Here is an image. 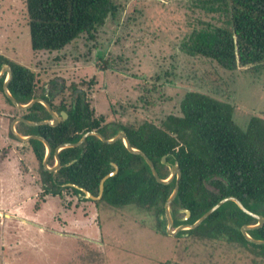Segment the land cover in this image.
Masks as SVG:
<instances>
[{"label": "rangeland", "instance_id": "374dc122", "mask_svg": "<svg viewBox=\"0 0 264 264\" xmlns=\"http://www.w3.org/2000/svg\"><path fill=\"white\" fill-rule=\"evenodd\" d=\"M113 1L117 11L94 37L83 34L62 50L34 52L23 0H0V52L34 69L38 87L46 93L60 90L56 103L72 100L75 89L86 93L108 130L146 119L160 123L168 113L178 111L189 90L230 103L233 120L242 129L252 117L264 120V63L229 71L212 59L189 56L180 48L181 39L200 20L225 23L217 7L211 9L201 0ZM4 96L0 91V208L3 201L16 203L24 196L20 189L6 190L17 182L18 174L12 171L15 164L3 162L5 156L11 159L22 154V176H33L34 184L43 185L39 162L28 146L9 135L11 117L20 116V108L10 105ZM28 155L34 161L32 175L25 167ZM33 187L29 189L27 184L30 199L24 205H34L31 214H37L41 226L34 225V220L32 225L25 224L27 230L19 231L12 217L0 216V234L6 246L3 252L9 239L15 240V233L30 238L22 243L24 252L17 264L264 263L261 247L246 249L220 240L193 238L183 230L168 234L164 211L159 214L164 222L160 231L154 211L148 208L130 203L114 207L84 200L70 191L57 196ZM22 205H15L12 211H25ZM27 214L30 218V212ZM184 214L179 209L180 220ZM176 226L172 224V229ZM17 239L11 247L21 251ZM0 264H12V260L0 259Z\"/></svg>", "mask_w": 264, "mask_h": 264}, {"label": "trees", "instance_id": "16d2710c", "mask_svg": "<svg viewBox=\"0 0 264 264\" xmlns=\"http://www.w3.org/2000/svg\"><path fill=\"white\" fill-rule=\"evenodd\" d=\"M211 9L223 12L225 23L214 25L200 20L180 41L181 50L189 56H202L215 61L226 70L239 66L264 63V0H201ZM30 46L34 52L59 51L80 35L94 37L107 18L117 11L113 0H23ZM12 70L8 90L20 103L41 97L58 112L66 111L55 125L15 124L23 135L43 136L50 144L48 165L54 163V148L65 142H76L88 130L112 137L123 130L130 144L143 151L153 162L160 178L169 173L167 164H177L180 170L178 191L170 203L173 225L192 223L219 199L237 197L250 211L264 217V120L252 117L245 129L236 124L230 103L198 90L186 91L176 113H168L160 123L142 120L139 123L119 124L107 129L102 115H97L88 103L86 93L75 89L68 101L55 102L60 90L45 92L38 87L36 72L30 66L12 60L0 53L1 66ZM0 77V91L3 92ZM5 95V94H4ZM13 106L10 100L4 96ZM20 116L28 120L50 119L47 109L35 102L19 109ZM12 119L14 116L11 117ZM9 135L28 146L40 164L42 191L61 196L70 191L84 200L74 183L92 194L98 192L100 179L113 169L118 170L103 183L102 201L110 206L136 204L152 211L158 221L156 229L162 231L164 202L170 195L175 179L168 183L155 180L149 166L139 154L129 152L121 139L111 143L88 135L79 145L63 147L58 152L60 166L54 171L42 165L43 143L35 138L21 141L9 130ZM186 208L189 215L180 220L178 211ZM256 219L228 200L210 213L198 226L182 232L198 239L220 240L264 248L246 240L240 231L243 224H253ZM257 239H264V223L247 231ZM239 246V247H241ZM254 264H264L255 261Z\"/></svg>", "mask_w": 264, "mask_h": 264}, {"label": "water", "instance_id": "95a60500", "mask_svg": "<svg viewBox=\"0 0 264 264\" xmlns=\"http://www.w3.org/2000/svg\"><path fill=\"white\" fill-rule=\"evenodd\" d=\"M3 74H5V77H4L3 82H2L3 93L5 94V96L10 100V102L15 107L20 108V109H25V108L31 106L35 102H40L47 109L48 113L51 116L50 119H42V120H28V119H26V118H24L22 116H16V117H14L11 120L10 125H9V130L15 136L16 139L21 140V141H26V140H28L30 138H35V139L40 140L43 143V145H44V156L42 158V165H43V167L45 169H47L49 171H54V170L58 169L59 166H60V159H59V155H58V152L60 151V149L63 148V147L79 145L86 139V137L88 135H95L101 141L108 142V143H111V142H113L115 140L121 139L123 144H124V146H125V148L129 152H132V153H135V154H139V155H141L143 157V159L145 160V162L149 166L150 171H151V173H152V175H153V177L155 178L156 181L161 182V183H168L173 178L175 179L174 187H173L170 195L167 197V199L164 202V214H165L166 221H167L166 226H165V230H166V232L168 234L173 235V234H176L179 230L192 229V228L198 226L210 213H212L215 209H217L221 204H223L225 201L231 200V201L235 202L236 205L242 211H244L245 213L251 215L252 217H254L256 219L255 223H253V224H243L240 227V231L243 234L244 238L246 240L252 242V243H255V244H264V239L254 238L251 235H249V233L247 232L249 229H253V228L259 227V226H261L264 223L263 215L257 214V213H254V212L248 210L237 197L231 196V195L230 196H225V197L219 199L215 204H213L209 209H207L204 213H202L192 223H181V224L177 225L174 229H172L173 220H172V216L170 214V203H171L172 199L175 197V195H176V193L178 191V182H179V178H180V175H181L179 167H178L177 164H169V163H167V161L165 160V156H162L161 162L164 163V164H167L169 166L170 172H169V174H168V176L166 178H160L158 173H157V171H156V169H155V166H154L153 162L148 158V156L143 151H141L138 148L133 147L130 144V141L128 140V138H127V136H126V134H125V132L123 130H118L110 138L104 137L98 131L88 130V131L84 132L81 135V137L76 142H65V143L59 144L53 150L54 163H53V165L49 166L48 165V158H49L50 153H51V147H50L49 142L41 135H37V134L23 135V134H20L16 130L15 124L17 122L22 121V122H24V123H26L28 125H32V126L45 124V123L49 124V125H55V124H57L60 121L61 118H66L67 113L64 110L59 111V113L54 111L51 108V106L48 103V101L44 100L41 97L33 98V99L29 100L26 103L18 102L15 99V97L9 92L8 87H7L8 86V82H9L11 76H12V70H11L9 65L4 64V65L1 66L0 77ZM111 164L113 166V169L110 172H108L107 174H105L100 179L99 184H98V192H97L96 195L92 194L87 189H85L84 187H81V186H79L77 184L68 183V185H71V186L79 189L81 192L84 193L85 197H88V198L93 199V200H97L102 195L104 180L107 177L115 174L117 172V170H118V167H117L116 163L112 162ZM181 210L185 213L184 217H183V220H184V219H186L188 217L189 211L186 208H181Z\"/></svg>", "mask_w": 264, "mask_h": 264}, {"label": "crops", "instance_id": "0c3cea01", "mask_svg": "<svg viewBox=\"0 0 264 264\" xmlns=\"http://www.w3.org/2000/svg\"><path fill=\"white\" fill-rule=\"evenodd\" d=\"M28 158H29L28 163L25 161V163L27 164V165H25V167L27 166L28 172L30 171V174L32 175V163L34 161L32 160V158L30 156ZM0 160H2L1 157H0ZM21 160H23V157H22V154H20V153L17 156H14L11 159H9L6 156H5V158H3V162L12 163L13 165L14 164L16 165V167H12V171H14V173L17 172V174H18V178L16 179L17 182H15V184L7 187L6 190L14 192V191L20 189V190L24 191V196H22V199L17 201L16 203L15 202L13 203V202H4L3 201V206H2V208H0L1 209L0 210V216H2V214H3V218L4 217H7V218H11L12 217L11 219L16 223V230L25 231V230H27V227H26L27 224L28 225L29 224L32 225L34 223L33 222L34 220H35V222L39 221V217H36L37 214L36 215L34 214V216L31 214V213H34V205H31V206L29 205V207H26L24 205V203L27 200L30 199V196H29L30 192H28V190H27V184H28L29 189L34 188L33 186L35 185L36 190H39V191L42 190V187H41L40 183H39V185L37 183H35V184L33 183V181H32V177L33 176L30 177L29 179H26L24 176H22L21 170H20V167H19V162H21ZM24 160H25V158H24ZM23 171H26V170H23ZM36 190H35V192H36ZM91 200L93 201V199H91ZM15 205H17V206L22 205L23 207L21 206V209H25V211L24 210L12 211V210H14L13 208L16 207ZM4 210H6V211H4ZM29 212H30V216H29L30 218H27V215H28L27 213H29ZM17 219H19V221ZM34 225H40L41 226V222L34 223ZM27 238H29V237H27ZM14 239L15 240L17 239L16 243L20 244L21 251L20 250H14L13 247H11V246H12V243L15 240L12 241V240L9 239V241H8L9 245H7L8 249L3 252V248L4 247L6 248V246L3 245L4 239L1 238V234H0V259L7 258V260H9L11 258L12 264H17L18 263L17 259H20V256H21L22 252H24L23 251L24 248H22V246H23L22 243L23 244L27 243V240H30V238L25 240L24 235L17 236L16 233H15ZM17 252H20V254L17 255L16 254ZM7 255H8V257H7Z\"/></svg>", "mask_w": 264, "mask_h": 264}]
</instances>
